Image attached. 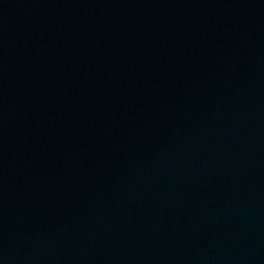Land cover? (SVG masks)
<instances>
[{
	"label": "water",
	"instance_id": "water-1",
	"mask_svg": "<svg viewBox=\"0 0 264 264\" xmlns=\"http://www.w3.org/2000/svg\"><path fill=\"white\" fill-rule=\"evenodd\" d=\"M0 264H264V0H0Z\"/></svg>",
	"mask_w": 264,
	"mask_h": 264
}]
</instances>
